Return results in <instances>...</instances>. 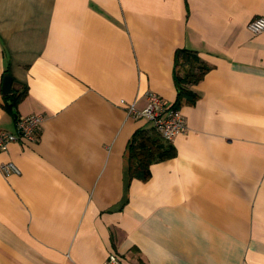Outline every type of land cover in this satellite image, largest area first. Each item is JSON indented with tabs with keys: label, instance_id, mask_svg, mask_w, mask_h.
I'll return each mask as SVG.
<instances>
[{
	"label": "crops",
	"instance_id": "crops-1",
	"mask_svg": "<svg viewBox=\"0 0 264 264\" xmlns=\"http://www.w3.org/2000/svg\"><path fill=\"white\" fill-rule=\"evenodd\" d=\"M264 0H0V131L16 132L3 80L27 88L19 117L39 140L0 164V264H264ZM211 69L183 106L176 156L130 174L128 144L153 124L147 95L177 98L175 53Z\"/></svg>",
	"mask_w": 264,
	"mask_h": 264
},
{
	"label": "trees",
	"instance_id": "trees-1",
	"mask_svg": "<svg viewBox=\"0 0 264 264\" xmlns=\"http://www.w3.org/2000/svg\"><path fill=\"white\" fill-rule=\"evenodd\" d=\"M174 62L177 98L172 107L181 109L183 106H194L200 98V94L195 91L194 87L200 84L211 68L200 59L195 51L187 48L176 51ZM26 95V87L21 91L13 89L11 94L3 95L2 107L14 118L15 124L19 119L18 105ZM153 130V133L146 129L138 130L128 144L132 178L147 181L152 175V164L176 156L177 152L173 143L163 140L155 127Z\"/></svg>",
	"mask_w": 264,
	"mask_h": 264
},
{
	"label": "built area",
	"instance_id": "built-area-1",
	"mask_svg": "<svg viewBox=\"0 0 264 264\" xmlns=\"http://www.w3.org/2000/svg\"><path fill=\"white\" fill-rule=\"evenodd\" d=\"M248 31L253 35L264 32V15L255 17L247 25ZM148 105L143 111H137L134 105L127 107V112L135 118H145L150 121L163 140L173 142L174 138L186 130V120L181 109H174L158 94L150 92L147 95ZM43 116L39 114L19 117L16 122V132L0 131V151H5L10 143L18 141L39 140V130ZM2 175L8 177L20 174L19 168L13 163L0 164ZM104 264H124L120 256L111 252Z\"/></svg>",
	"mask_w": 264,
	"mask_h": 264
},
{
	"label": "water",
	"instance_id": "water-1",
	"mask_svg": "<svg viewBox=\"0 0 264 264\" xmlns=\"http://www.w3.org/2000/svg\"><path fill=\"white\" fill-rule=\"evenodd\" d=\"M12 86H13V79L10 75H7L3 80L2 94L3 95L11 94L13 90Z\"/></svg>",
	"mask_w": 264,
	"mask_h": 264
}]
</instances>
